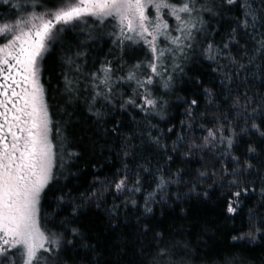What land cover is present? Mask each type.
<instances>
[{
  "label": "snow or ice",
  "instance_id": "obj_1",
  "mask_svg": "<svg viewBox=\"0 0 264 264\" xmlns=\"http://www.w3.org/2000/svg\"><path fill=\"white\" fill-rule=\"evenodd\" d=\"M237 7L235 26L217 40L221 30L213 21L219 24ZM101 42L111 44L103 58L93 56ZM57 47L64 115L70 119L68 109L83 106L102 128L108 116L124 113L139 128L124 135L122 121H113L103 129L121 141L120 167L83 189L61 183L79 176L72 168L81 154L72 150L67 122L56 118L57 101L50 103V81L43 79ZM204 61L218 84L205 87L200 73L188 75ZM185 78L192 91L181 100L179 133L174 124L161 129L162 121L172 124L170 98ZM258 78L264 89V0H0V264H212L208 253L198 255L200 249L156 217L157 209L163 216L192 194L208 199L201 186L207 180L227 189L220 198L229 219L244 212L250 191L261 189L231 239L264 242V90H255ZM197 128L200 134L190 135ZM241 136L256 139L238 155ZM136 139L151 157L137 159ZM197 154L214 162L195 174L171 171L177 159ZM216 164L220 168L209 171ZM93 206L114 231L121 223L134 229L121 233L111 250L92 243L79 222ZM133 211L135 224L128 225Z\"/></svg>",
  "mask_w": 264,
  "mask_h": 264
},
{
  "label": "trees",
  "instance_id": "obj_2",
  "mask_svg": "<svg viewBox=\"0 0 264 264\" xmlns=\"http://www.w3.org/2000/svg\"><path fill=\"white\" fill-rule=\"evenodd\" d=\"M240 14V9L234 8L233 11L227 14L228 18L221 20L219 24L213 21L215 27L220 28V35L215 38L219 40L223 31L230 26L234 27V20L237 15ZM111 47L110 43L101 42L93 52V56L99 55L103 58L107 54L108 49ZM142 54L137 53V56ZM59 59L60 50L57 47L53 53L46 59L44 81H50V103L52 98L57 101L53 106L58 109L56 112L57 119H63L67 122L65 128V134L68 136L69 141L74 145L73 151H77L81 154L80 158L75 162V167L72 168L73 172H79L78 177H68L67 180L61 178V183H69L77 185L81 189L89 187L92 182L99 178L104 180L105 177H111L116 169L120 167V160L117 157L119 152V145L121 141L116 136L108 132L107 135L103 134V129H111L114 127L113 121H122L121 131L124 135H130V130L139 128L132 122L130 115L124 113H113L106 118V122L101 128L98 126L94 119L86 112L83 106L69 108L68 111L72 114L69 119L68 116L63 114V98L57 92L59 85L57 78L59 77ZM209 62H202V66L192 65V71L188 73L189 76L195 73H200V77L204 81L205 87H210L212 84H218L216 79V73L212 72L208 67ZM214 67V65H213ZM247 75L251 76V73ZM256 86L255 90L262 91L260 88L261 81L256 79L254 82ZM48 84L46 83V87ZM191 85L185 78L183 81L178 82L175 95L171 99V107L169 112V119L172 124H167L166 121H162L159 124L161 129L171 127L173 124L176 126V131L179 133L180 121L185 119L184 111L186 105H182V98L189 96L191 93ZM62 93V88L60 89ZM201 110H203L204 99L203 92L201 91ZM180 97L181 99H177ZM141 115L136 116L137 121H142ZM200 130L197 128L190 135H199ZM176 137L172 136L170 140H167L169 146ZM248 139L255 140L256 137H243L239 138V145L236 154L244 152ZM137 148V159L142 154L144 156L151 157L152 150H150L142 140L136 139L133 141ZM200 155L192 158L187 162H182L177 159L175 165L172 166L171 171L175 172L176 167H181L184 171L191 170L193 174L197 170H203L204 164L211 165L214 161L211 157L205 156L203 161L200 160ZM155 163V161H153ZM231 167H236L232 165ZM231 167L229 171H231ZM220 164L215 165V169L209 168V171L218 170ZM247 175V174H246ZM187 179V177H186ZM201 186L209 190V198L197 199L195 194L187 197L185 200H181L171 207H166V211L163 216L159 209L156 211L157 222L165 228H171L173 232L179 231L183 237L189 241L194 249L198 248L200 251L198 255L203 256L208 253L206 259L212 261V264H223L225 260L236 258H244L248 264H264V242H258L255 244L244 242H233L231 237L235 234V230L243 227L247 223V216L245 213L248 211V207L255 204L261 195V189L255 188V191H250L249 196L245 197L246 207L244 212L236 216L233 219L227 218L224 212V200L221 199V191H227L226 188L221 189L219 186L214 187L213 181H201ZM154 187V185L152 186ZM183 188L184 186L181 185ZM175 192V188L171 189ZM151 191V188L148 189ZM185 191H187L185 189ZM147 193H145L146 195ZM136 199H140L137 195ZM111 197H109V200ZM141 204L143 203L140 200ZM119 203V201H117ZM183 209V211H181ZM136 214L135 211L128 214V225L135 224ZM123 210L121 211V221H123ZM85 229L88 230L89 237L92 243L98 244L101 250H111V246L118 243L120 234H131L134 230L132 227L126 226L121 223V227L115 231L107 223L105 214L102 210H97L93 206L92 210L85 209L84 214L80 217L79 221ZM179 238V237H178ZM236 246H233V245ZM83 254V253H81ZM196 264H200L197 261Z\"/></svg>",
  "mask_w": 264,
  "mask_h": 264
}]
</instances>
